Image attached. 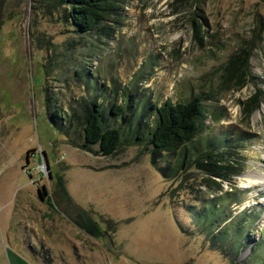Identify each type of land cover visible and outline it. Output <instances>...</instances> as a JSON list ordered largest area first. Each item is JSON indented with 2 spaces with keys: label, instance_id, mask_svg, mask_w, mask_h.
Listing matches in <instances>:
<instances>
[{
  "label": "rangeland",
  "instance_id": "rangeland-1",
  "mask_svg": "<svg viewBox=\"0 0 264 264\" xmlns=\"http://www.w3.org/2000/svg\"><path fill=\"white\" fill-rule=\"evenodd\" d=\"M114 9L80 34L48 0H0V197L20 211L16 252L31 264H263L250 249L263 237L264 183L245 182L264 178V0H117ZM195 97V139L153 161L133 136L152 124V104ZM87 101L122 130L111 157L79 148ZM126 101L121 123L110 108ZM209 140L221 176L196 165L162 176L183 148ZM217 199L223 224L258 214L236 260L195 221Z\"/></svg>",
  "mask_w": 264,
  "mask_h": 264
},
{
  "label": "trees",
  "instance_id": "trees-1",
  "mask_svg": "<svg viewBox=\"0 0 264 264\" xmlns=\"http://www.w3.org/2000/svg\"><path fill=\"white\" fill-rule=\"evenodd\" d=\"M116 2L117 0H48L53 11H57L59 8L64 11L70 24L80 34H90L98 25L104 23L113 14V11H115L114 6ZM230 64H232V57L229 61V66ZM247 68L248 65L245 63L244 76L248 74ZM242 86H244L243 83L240 84V87ZM145 102V100L142 101V103ZM84 103L85 105L81 109V116L79 115L82 117L80 128L82 132V143L79 148L90 152L92 147H97L96 154L103 157L113 156L123 143L121 128L105 125L100 103L96 101H87V103ZM151 108L154 113V118L149 127L148 125H144L146 134L144 137L143 135L141 137L139 135L133 136L138 142L143 141V138L145 139L146 145L151 148L153 161L159 158L163 152L173 153L178 148H185L186 145L193 142L199 131V123L203 118V107L199 97L192 98L186 103H172L170 100H166L159 106L152 104ZM128 110V101L125 102L124 106L113 104L110 108V115L121 123H124L128 120L125 119V114L128 113ZM58 111L59 109L56 110L54 116L58 114ZM71 119L66 124L61 121L60 129L62 131L69 130V125L73 124V116ZM134 123L132 127H128L127 129L133 134L136 133V129H139L141 120L138 118ZM218 146L209 140L205 142L201 150L196 149L188 153L183 148L178 154L175 166L160 168L159 171L165 179H175L185 170L186 165L189 167L196 165L197 169L204 174L221 176L214 170L218 168V164L222 163L223 160L221 155L217 153ZM206 181H209V179ZM223 210V200L217 199L210 203L203 211L194 213L195 221L205 231H209V235L212 236V242H221V248L228 246L231 256L236 260L239 250L247 248L250 241L252 242L248 234V229L254 225L258 214L255 213L250 218L247 213H242L239 217L233 218L228 223L223 224L225 219L220 218ZM218 228L220 229L217 231ZM262 235V240L254 244L250 249V253H255L259 257L264 255V232ZM259 257L254 258V262L263 261V259L260 261L258 259Z\"/></svg>",
  "mask_w": 264,
  "mask_h": 264
},
{
  "label": "crops",
  "instance_id": "crops-1",
  "mask_svg": "<svg viewBox=\"0 0 264 264\" xmlns=\"http://www.w3.org/2000/svg\"><path fill=\"white\" fill-rule=\"evenodd\" d=\"M13 198L6 200L0 197V264H31L15 250V216H18L20 211L14 207ZM27 252L30 259L35 262V258L29 251Z\"/></svg>",
  "mask_w": 264,
  "mask_h": 264
},
{
  "label": "bare ground",
  "instance_id": "bare-ground-1",
  "mask_svg": "<svg viewBox=\"0 0 264 264\" xmlns=\"http://www.w3.org/2000/svg\"><path fill=\"white\" fill-rule=\"evenodd\" d=\"M246 178H247V181L245 182L246 183L245 187L255 186L258 184L262 185L264 183V178H260L259 180L253 179L251 177H246Z\"/></svg>",
  "mask_w": 264,
  "mask_h": 264
},
{
  "label": "water",
  "instance_id": "water-1",
  "mask_svg": "<svg viewBox=\"0 0 264 264\" xmlns=\"http://www.w3.org/2000/svg\"><path fill=\"white\" fill-rule=\"evenodd\" d=\"M48 168V167H47ZM42 191H38V194L40 195Z\"/></svg>",
  "mask_w": 264,
  "mask_h": 264
}]
</instances>
